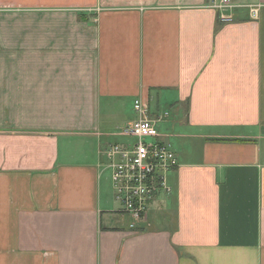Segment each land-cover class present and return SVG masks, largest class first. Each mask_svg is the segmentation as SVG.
I'll return each instance as SVG.
<instances>
[{"label":"crops","instance_id":"crops-1","mask_svg":"<svg viewBox=\"0 0 264 264\" xmlns=\"http://www.w3.org/2000/svg\"><path fill=\"white\" fill-rule=\"evenodd\" d=\"M234 1L0 0V264H264V0ZM136 99L179 164L132 229Z\"/></svg>","mask_w":264,"mask_h":264},{"label":"built area","instance_id":"built-area-1","mask_svg":"<svg viewBox=\"0 0 264 264\" xmlns=\"http://www.w3.org/2000/svg\"><path fill=\"white\" fill-rule=\"evenodd\" d=\"M243 7L234 0H209L208 8L219 12L222 22L234 21L233 13ZM251 16L257 18L258 8L250 6ZM137 119L123 131L132 139L126 145H114L105 151L112 172V186L122 212L133 218L130 228L146 222L150 204L160 191H170L167 174L178 166V158L170 144L162 140L159 122L166 117L153 118L149 104L136 99L133 105ZM151 139V141H149Z\"/></svg>","mask_w":264,"mask_h":264},{"label":"rangeland","instance_id":"rangeland-1","mask_svg":"<svg viewBox=\"0 0 264 264\" xmlns=\"http://www.w3.org/2000/svg\"><path fill=\"white\" fill-rule=\"evenodd\" d=\"M165 105V104H164ZM167 108V110L168 111H170V108L169 107H165V106H163L162 107V109H166ZM154 109H156V106H154V104L152 105V109H151V111L153 112L154 111ZM152 112H151V114H152ZM160 128H159V131L162 129V128H165V124L164 123H160L159 125H158ZM161 133V132H160ZM149 141H151V139H149ZM114 193V192H113ZM116 202H117V206L118 207H120L121 206V203L119 202V201H117L116 200Z\"/></svg>","mask_w":264,"mask_h":264}]
</instances>
